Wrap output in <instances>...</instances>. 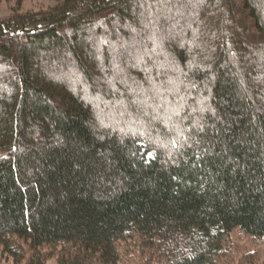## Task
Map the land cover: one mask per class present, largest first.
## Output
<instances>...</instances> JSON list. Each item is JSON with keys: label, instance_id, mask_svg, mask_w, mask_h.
<instances>
[{"label": "trees", "instance_id": "obj_1", "mask_svg": "<svg viewBox=\"0 0 264 264\" xmlns=\"http://www.w3.org/2000/svg\"><path fill=\"white\" fill-rule=\"evenodd\" d=\"M56 1L0 20L5 253L221 264L233 231L264 241V0Z\"/></svg>", "mask_w": 264, "mask_h": 264}, {"label": "rangeland", "instance_id": "obj_2", "mask_svg": "<svg viewBox=\"0 0 264 264\" xmlns=\"http://www.w3.org/2000/svg\"><path fill=\"white\" fill-rule=\"evenodd\" d=\"M57 5L56 0H0V20L10 19L17 14L40 13ZM117 74L116 78L127 79L130 74ZM100 80L95 77V83ZM223 243V253L220 257L221 264H264V241L248 236L240 230H235ZM27 257L30 250L25 246ZM69 251L71 250L68 247ZM45 264H58V259L67 248L61 246H51L42 249ZM120 257L119 264H162L165 260L162 253L157 249H146L139 239L120 242L118 244ZM28 260V259H27ZM20 257L13 258L6 254L0 246V264H26Z\"/></svg>", "mask_w": 264, "mask_h": 264}]
</instances>
